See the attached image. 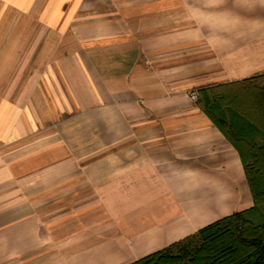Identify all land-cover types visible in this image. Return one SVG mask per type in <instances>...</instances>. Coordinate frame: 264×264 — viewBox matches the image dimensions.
I'll use <instances>...</instances> for the list:
<instances>
[{
	"label": "crops",
	"instance_id": "0c3cea01",
	"mask_svg": "<svg viewBox=\"0 0 264 264\" xmlns=\"http://www.w3.org/2000/svg\"><path fill=\"white\" fill-rule=\"evenodd\" d=\"M264 74V0H0V264H131L252 206L190 96Z\"/></svg>",
	"mask_w": 264,
	"mask_h": 264
},
{
	"label": "trees",
	"instance_id": "16d2710c",
	"mask_svg": "<svg viewBox=\"0 0 264 264\" xmlns=\"http://www.w3.org/2000/svg\"><path fill=\"white\" fill-rule=\"evenodd\" d=\"M196 94L197 107L238 153L252 206L131 264H264V74Z\"/></svg>",
	"mask_w": 264,
	"mask_h": 264
},
{
	"label": "built area",
	"instance_id": "2783aa9c",
	"mask_svg": "<svg viewBox=\"0 0 264 264\" xmlns=\"http://www.w3.org/2000/svg\"><path fill=\"white\" fill-rule=\"evenodd\" d=\"M190 98H191L193 101H196V99H197V94H192V95L190 96Z\"/></svg>",
	"mask_w": 264,
	"mask_h": 264
}]
</instances>
